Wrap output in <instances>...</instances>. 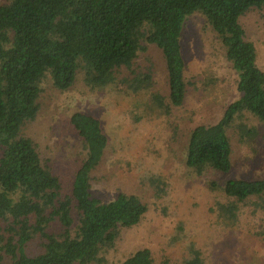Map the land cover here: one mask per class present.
I'll use <instances>...</instances> for the list:
<instances>
[{
	"label": "trees",
	"instance_id": "trees-1",
	"mask_svg": "<svg viewBox=\"0 0 264 264\" xmlns=\"http://www.w3.org/2000/svg\"><path fill=\"white\" fill-rule=\"evenodd\" d=\"M252 9L264 10V0L0 2V264H107L106 255L123 230L143 223L149 209L139 195L119 191L103 200L92 192L109 143L97 116L82 111L71 116L86 154L69 193L23 130L39 113L43 80L49 77L55 88L66 91L79 72L91 89L121 84L134 94L148 92L154 107L172 114L185 104L189 88H196L182 48L185 20L195 12L216 33L237 74L239 96L217 121L188 131L185 163L199 175L208 170L229 173L234 153L230 132L259 153L255 145L264 138V70L240 22ZM151 45L165 61V91L155 88L152 71L136 65ZM151 183L156 195H165V178L152 177ZM208 187L221 195L212 211L227 226L239 222L243 204L264 212V178L211 179ZM35 239L40 248L30 251ZM118 264H207V259L190 242L180 259L165 253L158 262L152 248L142 246Z\"/></svg>",
	"mask_w": 264,
	"mask_h": 264
},
{
	"label": "rangeland",
	"instance_id": "rangeland-1",
	"mask_svg": "<svg viewBox=\"0 0 264 264\" xmlns=\"http://www.w3.org/2000/svg\"><path fill=\"white\" fill-rule=\"evenodd\" d=\"M240 22L256 45L258 65L264 70V10L252 9ZM182 48L187 75L196 81V88H189L185 104L175 107L172 114L154 107L148 92L134 94L121 84L91 89L79 72L66 91L55 88L49 77L43 80L39 113L23 132L34 139L69 193L86 154L71 116L82 111L102 121L109 143L94 173L93 194L109 200L119 191L135 193L149 209L139 227L123 230L106 255L107 264L120 263L142 246L152 248L158 262L165 253L180 259L188 254L190 242L203 250L207 264H264V212L241 204L239 222L227 226L212 211L221 195L208 187L211 179L264 178V138L255 145L259 153L254 154L230 132L234 153L229 173L208 170L199 175L187 167L188 131L196 124L217 121L239 93L237 74L202 13L185 20ZM136 65L152 71L155 88L167 90L165 61L157 47L151 45L141 52ZM249 121L261 126L253 117ZM159 175L167 183L164 196L156 195L151 183ZM39 248V239L29 246L30 251Z\"/></svg>",
	"mask_w": 264,
	"mask_h": 264
}]
</instances>
